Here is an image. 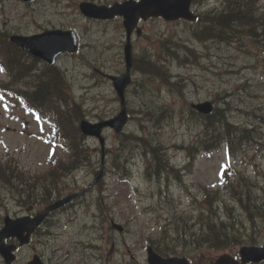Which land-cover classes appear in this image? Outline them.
I'll return each instance as SVG.
<instances>
[{
  "label": "rangeland",
  "instance_id": "obj_1",
  "mask_svg": "<svg viewBox=\"0 0 264 264\" xmlns=\"http://www.w3.org/2000/svg\"><path fill=\"white\" fill-rule=\"evenodd\" d=\"M64 1L40 0L29 8L16 2L0 3V31L23 34L36 30V25H39L77 33L83 47L80 54L73 59H61L59 66L70 74L68 78L75 96L85 102V120L93 123L99 118L107 119L118 112L117 103L113 102L115 93L103 75H117L123 69L119 49L122 40L118 27L120 23L90 22L79 14L77 7L85 1L110 5L123 0H68L69 5ZM216 7V0L196 6L200 11ZM261 7L264 8V0H261ZM139 28L141 34L135 38L134 49L137 53L146 51L155 58L166 59L168 71L180 74L184 79V96L173 98L170 93L158 91V81L139 77L135 88L139 90L145 86V94L137 96L135 91L128 92L130 108L137 113L127 123L124 134H142L147 139L146 144L149 141L160 142L166 160L176 166V172H165L158 179L148 177L146 165L149 156L144 154V147L128 140L124 134L117 136L106 131L103 135L104 171L98 182L88 185L96 175L101 160L99 144L88 138L84 155L76 152L83 159L82 166L73 176L59 182V188L65 194L84 188L74 204L76 207L55 215L50 220L54 224L45 229L50 232L48 241L43 240L41 246H35L38 252L52 259L51 264H144L139 253L140 244L146 239L163 237L166 229L184 226L188 217L190 226L200 222L201 210L209 207L204 203L200 186L217 188L215 186L219 185L226 155L223 148L201 153L197 147V156L188 161L186 148L199 142L203 126L202 119L192 113L187 108L189 106L185 107L186 101L197 103L210 100L219 106L226 101L229 118L238 126L262 120L264 90L258 89L262 73L255 75L249 67L256 59L254 52L258 53L254 41L249 43L247 40L242 51L234 45L217 41L198 44L191 35L192 28L197 26L161 19L145 21ZM182 44L194 47L199 56L198 62L184 61L180 64L171 57L174 52L183 56L180 50ZM259 68L254 67L256 70ZM7 101L0 99V159L8 155L16 160L20 168L40 174L49 167L51 160L60 158L62 149L57 144H45L40 140L38 121ZM160 105H167L173 111L154 112L153 107ZM160 117L163 119L157 125L154 119ZM249 150L242 147L231 163L238 170L253 176L257 180L255 185H260L264 182V152L253 154V151L248 153ZM241 160L247 161L249 166H241ZM184 167L186 169L182 171ZM219 190L216 195L219 207H215L213 217L219 214L225 222L230 219L235 221V229L242 240L249 242L255 237L251 242L263 245L264 216L249 222L237 198L224 188ZM18 198L16 192L0 185V222L5 214L16 212L14 199ZM110 221L122 224L129 232L124 236L113 235L108 227ZM255 225L257 227L252 235L251 227ZM169 234L172 238L176 236L173 232ZM183 236L178 237L183 239ZM183 245L177 244L171 252H180L185 248ZM93 246L99 247L100 261L93 260ZM210 253L211 250L206 251V254ZM27 254L28 250H25L21 257Z\"/></svg>",
  "mask_w": 264,
  "mask_h": 264
},
{
  "label": "trees",
  "instance_id": "obj_2",
  "mask_svg": "<svg viewBox=\"0 0 264 264\" xmlns=\"http://www.w3.org/2000/svg\"><path fill=\"white\" fill-rule=\"evenodd\" d=\"M255 1L256 0H221V9L218 12L213 13L212 11H209L204 18L202 15L201 22L194 31L195 37L202 40L204 39L202 38L203 36L222 42L221 40H224L225 36L227 37L228 32L231 30L235 31V29H241L255 37V40L258 41L262 37V33H264V16L259 15L257 13V9L250 4L255 3ZM139 63L141 62L138 61V67ZM144 64H146V61L143 62V65L141 66L142 69L145 68ZM16 67H20V64L17 63ZM46 94H49V89H47ZM226 106L227 105L223 103V106L216 108L212 115L201 118L203 119V135L199 142L186 148L189 159H194L195 153H197V147L198 151L200 148L202 151L211 152L222 142H225V144L228 145L230 155L233 156L235 151L244 143H248L250 141L256 142L257 139H261L260 127L250 125V129L246 126L238 128L235 124H233L229 120V109L226 108ZM75 115L77 120L82 117V113L79 109L78 116L76 113ZM160 122L161 120L158 118L157 123ZM64 123L66 124V119H64ZM252 133H255V136H252ZM126 138L140 143V140L135 137L128 136ZM77 139L81 141V138ZM68 141L71 149L77 151V148H79L80 145L76 144V140L70 138ZM142 142L144 144H140L144 147V150L148 152L152 160L147 172L149 173V176L159 178L163 172H176L174 167L170 166L164 157V148L160 142H148L147 144L144 141ZM191 151H193V153H191ZM73 159L78 161L79 158L73 157ZM226 170V173L229 174V165H227ZM13 172L14 169L10 165H6L5 168H2L0 165V182L3 184H10V176ZM20 181L22 182V178H20ZM223 183L224 189L234 198H237L245 211L248 209L249 212H252L254 209H257L255 200L258 196L253 190L254 183L250 179L245 178L241 173L235 172L232 180L227 179ZM203 191V199L205 200V203L211 205L216 193L209 192L207 189H203ZM263 204L264 196L262 199V205ZM259 209L264 210L261 207H259ZM249 215L251 216V213H249ZM207 227L210 231H215L217 229L210 221V218L207 220ZM212 236L216 237L215 234Z\"/></svg>",
  "mask_w": 264,
  "mask_h": 264
},
{
  "label": "water",
  "instance_id": "obj_3",
  "mask_svg": "<svg viewBox=\"0 0 264 264\" xmlns=\"http://www.w3.org/2000/svg\"><path fill=\"white\" fill-rule=\"evenodd\" d=\"M31 1V0H29ZM189 4L190 0H142L140 4L134 5L132 3L125 4L120 7L119 14L123 15L126 19L124 25L129 30L136 21V16L139 14L143 18L150 16L156 17L161 16L165 20H174L178 18H183L186 20H194V17L189 13ZM93 8L89 5L81 6V10L85 15H91L94 17H104V15H93L91 10ZM47 38L39 39L37 37L33 38H12V41L15 42L19 47L30 52L33 56L42 58L47 61L53 60L61 52L74 51L75 43L74 38L71 33H48ZM63 46V47H61ZM61 48H64L63 50ZM44 51V52H43ZM130 50L126 49V63L127 69L130 66ZM128 83V74H125L120 79H114L115 88L118 94L121 96L122 91L125 85ZM195 109L201 113L208 114L212 112L211 105L209 103L199 104L193 106ZM125 123L124 113L120 114L114 120L110 122H105L96 125H89L87 123L81 124V131L85 135L95 136L99 139L101 146L103 145V140L100 138V132L103 127L111 126L116 131H120L122 126ZM100 173L97 175L96 180L98 179ZM68 199L59 201L49 208L47 212L55 209L65 202ZM22 220L11 221L6 218L4 223V228L0 231V254L3 256L6 264H10L13 260L11 255L12 247H5L2 242L5 238L19 235L20 232V222ZM117 227V226H116ZM119 228V227H118ZM23 243V241H21ZM241 261L245 262H260L264 260V247L254 248V247H245L240 250ZM150 264H173V260H161L157 257H149Z\"/></svg>",
  "mask_w": 264,
  "mask_h": 264
},
{
  "label": "flooded vegetation",
  "instance_id": "obj_4",
  "mask_svg": "<svg viewBox=\"0 0 264 264\" xmlns=\"http://www.w3.org/2000/svg\"><path fill=\"white\" fill-rule=\"evenodd\" d=\"M71 206V205H70ZM69 206V207H70ZM19 210L12 215V217L14 218H17V217H29V218H32L34 217L37 213H39L40 211H38V209L40 208V206L38 205H34V206H28L26 207L24 210H21V206L19 205ZM68 208V207H66ZM57 213V212H56ZM54 213H51V215L43 221V223L37 227L31 234H30V237L28 239V243L23 246V247H18V250H17V258L19 259V255L20 253L23 251V250H30V254L28 256H25L24 257V264H27L29 262V260L31 259V257L33 255H38L42 261H44L43 263L44 264H47L46 263V260L43 258V255L41 254H37V250L35 249V244L36 243H39L40 240L38 238V236L41 234V232L50 224V218L52 217ZM19 253V255H18ZM231 257L235 258L236 260L239 259L238 257V254H234V253H228ZM177 256V255H176ZM183 255H180V256H177V257H182ZM168 257H171V256H168ZM184 257V256H183ZM182 257V258H183ZM185 258V257H184ZM187 259V258H185ZM189 261V264H192L191 260L190 259H187Z\"/></svg>",
  "mask_w": 264,
  "mask_h": 264
}]
</instances>
